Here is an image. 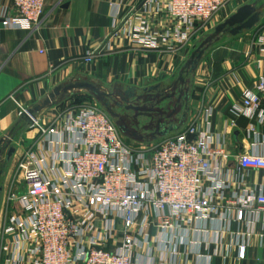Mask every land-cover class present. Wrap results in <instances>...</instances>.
I'll return each instance as SVG.
<instances>
[{
  "label": "built area",
  "instance_id": "1",
  "mask_svg": "<svg viewBox=\"0 0 264 264\" xmlns=\"http://www.w3.org/2000/svg\"><path fill=\"white\" fill-rule=\"evenodd\" d=\"M235 1L147 0L155 5L151 17L125 15L110 37L173 54L213 28ZM45 9L46 0H8L0 9L1 28L35 31ZM153 15L165 30L153 29ZM257 42L264 54V28ZM95 57L88 52L83 63ZM54 108L51 125L42 127L20 107L19 116L29 117L48 145L28 151L18 164L26 189L8 197L1 243L5 264H137L151 228L157 229L155 243L173 251L181 230L226 215L231 189L240 191L239 197L234 194L239 221L246 209L264 213V181L258 192L233 185V156L211 131V109L175 136L139 144L128 143L97 106ZM236 109V116L264 126V77L246 90ZM256 131L252 124L254 144L234 160L238 173L254 171L264 179V139ZM245 252L243 244L239 257Z\"/></svg>",
  "mask_w": 264,
  "mask_h": 264
},
{
  "label": "crops",
  "instance_id": "2",
  "mask_svg": "<svg viewBox=\"0 0 264 264\" xmlns=\"http://www.w3.org/2000/svg\"><path fill=\"white\" fill-rule=\"evenodd\" d=\"M7 1L0 0V9ZM146 2L46 0L43 21L35 31L3 29L0 25L2 209L10 194L26 189L17 173L20 160L28 151L43 150L48 145L41 130L33 127L26 116H19L20 107H34L57 86L70 81L92 83L109 95V100H127L125 108L134 111L132 119L135 121V126L130 122L129 129H134L133 132L138 134L130 136L132 139H152L163 126L170 125L178 126V130L169 135L175 136L199 115L202 116L204 111L211 109V131L215 137L224 140L233 156L229 165L233 185L237 188L243 184L245 189L259 191L260 183L264 181L260 173H238L234 157L247 152L254 144L256 137L250 134L252 124L260 138L264 139L263 125L247 117L236 116V108L246 90L252 89L254 83L264 77V54L260 53L257 42L264 28L263 9L255 32L252 29V33L248 31L237 37L220 35L219 41L223 38H227V41H222L217 47L213 46L214 42L208 46L193 72L186 67L206 36L212 35L216 27L240 7L247 4L257 6L258 0H236L216 17L213 28L195 38L187 48L173 54L165 50L145 49L126 38L110 37L116 23L125 15L138 12L149 19V10L154 9L155 5L153 2L146 5ZM152 17L153 29L165 30L164 25L159 23L160 17ZM88 52H95L96 57L85 64L83 60ZM83 94L89 93L78 91L67 101ZM140 99V107L132 105ZM62 104L56 107L63 109ZM168 105L172 108L163 109ZM55 113L56 108H51L42 114L40 125H51ZM140 113L146 118L145 133L139 128ZM132 139V143L144 144ZM12 148L15 152L7 162ZM59 167L64 168V165L60 164ZM238 192V189L228 192V203L232 205L225 209L224 217L195 221L186 228L185 233L181 230L183 233L174 236L173 251L161 249L158 241L155 243L157 229L151 228L149 244L137 251V264H264V213L255 208L246 209L243 221H239L237 215L241 205L237 198L234 199V194L239 197ZM5 215L2 211L0 264H5L1 260ZM243 244H246V252L242 259L239 249ZM149 245L151 251H148Z\"/></svg>",
  "mask_w": 264,
  "mask_h": 264
},
{
  "label": "water",
  "instance_id": "3",
  "mask_svg": "<svg viewBox=\"0 0 264 264\" xmlns=\"http://www.w3.org/2000/svg\"><path fill=\"white\" fill-rule=\"evenodd\" d=\"M262 8H257L254 4H247L240 7L233 15H231L225 22L216 27L215 31L212 35L208 36L201 45L196 49V51L192 54L190 61L187 63L186 67L189 68L190 72H193L197 66L199 61L203 58L204 53L208 46L212 45L214 41L219 40V36L222 34H229L232 37H237L244 34L247 31H251L254 29L261 20ZM87 91L89 94L93 95L97 98L105 107L109 110L111 114L110 107L111 102L108 99L106 93L102 92L97 86L92 83L86 81H70L67 83H63L57 86L53 91L49 93L44 99H42L38 104L34 107H28L27 113L34 120H39L46 111L51 108H54L60 104H62L67 99L71 98L78 91ZM157 90V88L155 89ZM130 94V93H129ZM128 103L127 100H125ZM112 115V114H111ZM110 116V115H109ZM111 117V116H110ZM29 118V117H28ZM114 119L113 117H111ZM30 119V118H29ZM116 126L122 135L130 137L128 134L130 130L126 128L124 125H121L116 122ZM162 132L157 136H154L152 139H139L135 138L132 140L139 141L141 143L153 142L159 138L166 137L175 131L178 130V126L170 125L169 127L163 126ZM15 149L12 148L7 156V162L10 161L11 156L14 154ZM2 189L0 188V193H2ZM1 202V196H0Z\"/></svg>",
  "mask_w": 264,
  "mask_h": 264
},
{
  "label": "rangeland",
  "instance_id": "4",
  "mask_svg": "<svg viewBox=\"0 0 264 264\" xmlns=\"http://www.w3.org/2000/svg\"><path fill=\"white\" fill-rule=\"evenodd\" d=\"M256 4H258L257 6L260 9L262 8L263 12H264V0H258V3H256ZM262 24H264V21L262 22ZM257 29L259 30V26L257 27ZM250 32L252 33L253 31L251 30ZM254 32H255V29H254ZM246 33H249V32L247 31ZM206 37H208V36H206ZM226 39L227 38H223L220 41L219 40L218 41H214V45L213 46L217 47L218 45H220V43H222V41H227ZM109 101L112 103V106L110 107V109H111L110 112H111L112 115L109 113V110L106 109V107L97 98H95L91 94H83L81 96H77V98L73 99L72 101H67L66 100V101L63 102L61 107L62 106L63 107L74 106V105L84 106V105H87V104H91V105H94V106H97V107L103 109L108 115H110L111 117L114 118L113 119L114 122L115 123L117 122L118 125L121 124V122H126V123H128L127 126L130 127L131 126L130 122H133V125L135 126V121H133V119H132V115H134V111H130L128 108H125L126 105H128V103L122 102V100H118L117 98H111ZM118 103L122 104L123 106L122 107L118 106ZM140 103H141V99L137 100V101H134L132 103V105L136 106V107H140V105H141ZM168 107L172 108L171 105H168V106L163 107V109L165 108V110H167ZM138 112H140L139 109H138ZM135 118H137V116ZM158 118H159V116H158ZM156 120H158V119L156 118ZM138 123H139V128L142 131V133H145L144 126L146 124V118L144 116H142V113H140L139 116H138ZM132 131H134V129H132ZM141 135H143V134H141ZM144 136H147V135H144ZM124 137H126V139H129V140H127L128 143H132V141H131V139L129 137H127V136H124ZM4 197H5V195H4ZM4 207L5 208H3L4 209L3 210L2 206L0 205V216L2 214V211L5 212V213L7 212V208H8L7 203H6V206L4 204Z\"/></svg>",
  "mask_w": 264,
  "mask_h": 264
},
{
  "label": "flooded vegetation",
  "instance_id": "5",
  "mask_svg": "<svg viewBox=\"0 0 264 264\" xmlns=\"http://www.w3.org/2000/svg\"><path fill=\"white\" fill-rule=\"evenodd\" d=\"M125 101V100H124ZM118 104H120V103H118ZM121 105V104H120ZM127 124L128 123H126V122H121V125H124L126 128H128L129 129V127L127 126ZM130 130V133L128 134L129 136H138V134L137 133H134L131 129H129ZM162 132V130H160V132H157L156 134H154V136H157L158 137V135L160 134ZM160 136V135H159ZM152 137V136H151ZM1 172V171H0ZM2 192H3V189H2ZM2 195V193H0V196Z\"/></svg>",
  "mask_w": 264,
  "mask_h": 264
}]
</instances>
